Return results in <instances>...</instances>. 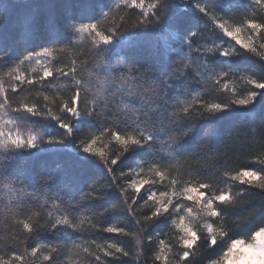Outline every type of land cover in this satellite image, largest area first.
Listing matches in <instances>:
<instances>
[{"label":"snow or ice","instance_id":"obj_1","mask_svg":"<svg viewBox=\"0 0 264 264\" xmlns=\"http://www.w3.org/2000/svg\"><path fill=\"white\" fill-rule=\"evenodd\" d=\"M55 6L0 0V264H264V0Z\"/></svg>","mask_w":264,"mask_h":264},{"label":"trees","instance_id":"obj_2","mask_svg":"<svg viewBox=\"0 0 264 264\" xmlns=\"http://www.w3.org/2000/svg\"><path fill=\"white\" fill-rule=\"evenodd\" d=\"M11 3L12 7L9 11V15L7 18V21L3 27V32L6 35L8 42L10 45L15 46L16 42L19 39L20 36V31H19V21L21 18L24 16L28 15L30 12H32V9L28 7L29 5H43L46 3H54L56 6L52 9L48 8H39V20L41 22V25H43L48 16L52 15L57 19H63L65 16L75 12L77 9L73 7H69V5H75L79 2V0H4V3ZM225 3H228L229 0H224ZM41 34L43 35V27H41ZM157 41L162 40V37H155L154 38ZM40 42H43L41 39ZM261 41H257V43H260ZM254 59V58H253ZM247 66L248 67H256V65L250 60L247 61ZM233 122H227L225 124V127L228 129H231L233 127ZM112 150H115L114 146H110ZM167 187V182L164 183V185H158L159 190H165ZM147 188V186H145ZM145 189H142L141 192H143ZM131 191L129 192V195H131ZM7 195L3 190H0V199H6ZM136 207V206H134ZM148 211V208L146 207H136L135 215L141 219H143L144 213ZM120 217L118 216L116 219H119ZM116 219H114L112 222L115 223ZM131 219V217H127L124 219V223L128 224V221ZM129 227H131L130 224H128ZM166 233V235H165ZM109 235V234H105ZM157 236V238H165L167 239L170 243L176 244L177 240L176 237L178 236V233H176L174 230H172L169 226L161 224L160 227L157 229V233L154 234ZM126 239V238H122ZM111 242V241H109ZM133 241H128L127 244L128 246L133 245ZM156 241H153V247L155 246ZM146 251L148 250L147 246H145ZM199 256V253H198ZM171 259V257H170ZM36 264H43L42 259H37ZM196 264H201V261H197Z\"/></svg>","mask_w":264,"mask_h":264}]
</instances>
